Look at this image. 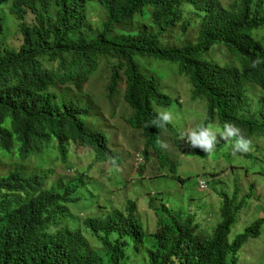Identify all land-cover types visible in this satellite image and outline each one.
I'll return each mask as SVG.
<instances>
[{
	"label": "trees",
	"instance_id": "trees-1",
	"mask_svg": "<svg viewBox=\"0 0 264 264\" xmlns=\"http://www.w3.org/2000/svg\"><path fill=\"white\" fill-rule=\"evenodd\" d=\"M92 3L108 13L101 31L90 19ZM10 16L22 21L18 50L5 41ZM148 20L162 31L141 24ZM262 28L264 0L229 6L221 0H0V158L13 156L16 166L0 173V264H238L245 243L264 226L259 218L230 241L246 198L236 204L239 187L232 195L214 187L223 206L212 234L200 230L187 210L166 203L152 205L157 221L150 232L134 201L127 210L75 215L71 207L83 211L88 198L82 190L87 180L83 175L54 180L51 166L55 155H66L74 144L90 148L96 162L121 164L122 155L99 124V108L84 97L106 58L118 61L111 99L126 78L124 97L133 111L128 122L143 133L144 159L150 151L167 165L169 156L157 144L167 129L181 147L173 124H151L158 111L178 102L157 76L143 70L154 61L174 64L190 81L193 100L206 102L204 124L233 122L252 147L264 142V43L254 37ZM168 32L180 37V45L165 44ZM258 57L262 62L252 67ZM251 91L262 96L256 104Z\"/></svg>",
	"mask_w": 264,
	"mask_h": 264
},
{
	"label": "rangeland",
	"instance_id": "rangeland-1",
	"mask_svg": "<svg viewBox=\"0 0 264 264\" xmlns=\"http://www.w3.org/2000/svg\"><path fill=\"white\" fill-rule=\"evenodd\" d=\"M221 1L225 6H229L238 0ZM33 19L31 13L26 17L29 23H32ZM90 19L95 29L101 31L103 23L108 20V13L101 5L92 3ZM21 22L10 16L5 36L6 43L17 50L24 40L19 30ZM141 24L154 27L156 32L162 31L152 23V20ZM122 31L123 29H117L116 33ZM254 37L264 43V28L256 30ZM180 41V37L177 39L168 32L165 44L180 45ZM224 57L225 54L219 51L218 58ZM117 62L111 58L103 59L100 70L85 86L84 97L94 101L99 108L100 124L110 139L111 147L122 155L121 164L111 166L109 163L96 162V156L90 148L75 144L66 155L59 157L55 155L52 161L54 180L64 175L68 179L83 175L87 180H84L85 187H82L83 192L88 195V198L84 196L82 201L83 211L77 213V210L71 207L72 212L85 219L96 213L105 214L112 208L127 210L130 207L129 201H134L136 214L146 224L148 230L153 232L156 229L157 216L152 205L160 206L166 203V206H176L178 211L182 210L185 214L187 210L195 216L200 230L212 234L223 206V199L214 187L223 186L231 192L230 195L239 187L240 197L236 201L237 205H240L243 196L247 198L242 203V209L232 228L230 241L244 233L257 219L264 217V142H259L248 153L233 157L231 145L222 141L213 153L205 157L198 156L185 141L181 140L180 133L188 127L204 124L207 114L206 102L193 100L192 84L186 76L179 73L174 64L154 61L152 66H146L143 70L157 76L163 90L178 100L175 106L168 109H172L175 114L171 124L179 132L181 147L175 143L174 132L167 129L162 137L168 144V147L164 148L165 154L169 156L167 165L162 167L157 155L150 151L148 159H144L143 133L128 122L133 111L124 97L127 89L126 78L121 84L120 92L113 99L109 97L112 69ZM260 97L262 96L258 95L257 91H251L253 103L256 104ZM213 124L222 128L218 122ZM13 162V156L9 159H0V173L8 174L16 167ZM174 165L175 173L172 172ZM46 168L49 169L50 166ZM26 170L28 173L33 172L31 168ZM178 178L187 181L181 183ZM201 180L207 183V189L200 187ZM251 181H255L258 190L252 186ZM190 196L191 200H188L187 197ZM238 264H264V226L258 238H250L245 243L239 253Z\"/></svg>",
	"mask_w": 264,
	"mask_h": 264
},
{
	"label": "clouds",
	"instance_id": "clouds-1",
	"mask_svg": "<svg viewBox=\"0 0 264 264\" xmlns=\"http://www.w3.org/2000/svg\"><path fill=\"white\" fill-rule=\"evenodd\" d=\"M261 62L262 61L258 57L253 61L251 66L257 67ZM174 119L175 114L173 110L164 109L157 112L156 118L151 122V124L158 128H165L168 124L173 123ZM100 122L101 117L99 118V124ZM180 137L181 140L185 141V143H187L190 148H199L207 154L213 153L216 149V146L223 141L226 144L231 145V154L233 157L237 156L238 154H245L252 151L253 145V141L246 137L243 134L242 129L233 122H225L222 128L215 126L211 122L197 125L196 127H188L181 131ZM157 144L161 148L168 147L167 142L163 140L158 139ZM0 159H9V157H2ZM113 163L115 164V159L113 160ZM12 170L13 169H11V171Z\"/></svg>",
	"mask_w": 264,
	"mask_h": 264
},
{
	"label": "built area",
	"instance_id": "built-area-1",
	"mask_svg": "<svg viewBox=\"0 0 264 264\" xmlns=\"http://www.w3.org/2000/svg\"><path fill=\"white\" fill-rule=\"evenodd\" d=\"M200 187H201L202 189H206V188H207V184H206V182H205V181H201V182H200Z\"/></svg>",
	"mask_w": 264,
	"mask_h": 264
}]
</instances>
